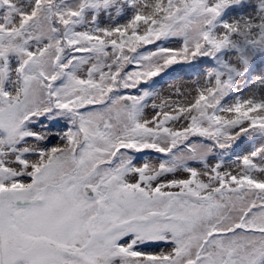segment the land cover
Returning <instances> with one entry per match:
<instances>
[{
	"label": "snow or ice",
	"instance_id": "1",
	"mask_svg": "<svg viewBox=\"0 0 264 264\" xmlns=\"http://www.w3.org/2000/svg\"><path fill=\"white\" fill-rule=\"evenodd\" d=\"M0 264H264V0H0Z\"/></svg>",
	"mask_w": 264,
	"mask_h": 264
},
{
	"label": "rangeland",
	"instance_id": "2",
	"mask_svg": "<svg viewBox=\"0 0 264 264\" xmlns=\"http://www.w3.org/2000/svg\"><path fill=\"white\" fill-rule=\"evenodd\" d=\"M193 63L199 64L200 61H194ZM200 67H207V65H200ZM200 73L192 71L186 66H173L172 70H169L166 74H162L159 82L162 83V94L168 95V88L170 85H177L178 87L192 88L194 85L192 81ZM185 84V85H183ZM159 102V101H158ZM232 152H229L228 155H232ZM234 167V166H233Z\"/></svg>",
	"mask_w": 264,
	"mask_h": 264
},
{
	"label": "bare ground",
	"instance_id": "3",
	"mask_svg": "<svg viewBox=\"0 0 264 264\" xmlns=\"http://www.w3.org/2000/svg\"><path fill=\"white\" fill-rule=\"evenodd\" d=\"M183 85H185V84H183ZM175 86H177V85H175ZM177 87H178V86H177ZM180 88H181V89H190V88H186V87H183V86L180 87ZM172 90H173L172 88H170V87L168 88V92H169V93H170Z\"/></svg>",
	"mask_w": 264,
	"mask_h": 264
}]
</instances>
